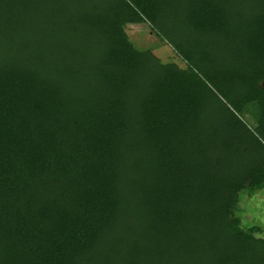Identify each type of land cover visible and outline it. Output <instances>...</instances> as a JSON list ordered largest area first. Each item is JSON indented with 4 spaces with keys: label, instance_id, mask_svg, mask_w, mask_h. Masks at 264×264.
Returning <instances> with one entry per match:
<instances>
[{
    "label": "trees",
    "instance_id": "trees-1",
    "mask_svg": "<svg viewBox=\"0 0 264 264\" xmlns=\"http://www.w3.org/2000/svg\"><path fill=\"white\" fill-rule=\"evenodd\" d=\"M263 82L264 0H0V264H264Z\"/></svg>",
    "mask_w": 264,
    "mask_h": 264
},
{
    "label": "rangeland",
    "instance_id": "rangeland-1",
    "mask_svg": "<svg viewBox=\"0 0 264 264\" xmlns=\"http://www.w3.org/2000/svg\"><path fill=\"white\" fill-rule=\"evenodd\" d=\"M125 31L130 41L138 49H151L152 53L162 62H176L171 46L166 41H161L147 22L128 24ZM262 87H264V82ZM245 118L250 125L255 126L254 115L249 112ZM237 215L242 226L261 225L264 229V189L253 194L246 191L241 192Z\"/></svg>",
    "mask_w": 264,
    "mask_h": 264
}]
</instances>
